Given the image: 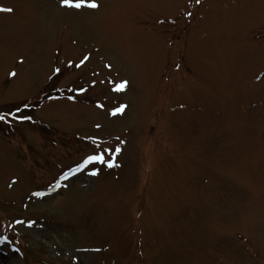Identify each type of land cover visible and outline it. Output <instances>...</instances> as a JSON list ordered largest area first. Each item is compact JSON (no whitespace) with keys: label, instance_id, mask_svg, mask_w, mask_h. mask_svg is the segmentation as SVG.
I'll return each mask as SVG.
<instances>
[{"label":"rangeland","instance_id":"rangeland-1","mask_svg":"<svg viewBox=\"0 0 264 264\" xmlns=\"http://www.w3.org/2000/svg\"><path fill=\"white\" fill-rule=\"evenodd\" d=\"M97 2L0 0V264H264V0Z\"/></svg>","mask_w":264,"mask_h":264},{"label":"snow or ice","instance_id":"snow-or-ice-1","mask_svg":"<svg viewBox=\"0 0 264 264\" xmlns=\"http://www.w3.org/2000/svg\"><path fill=\"white\" fill-rule=\"evenodd\" d=\"M195 2L197 4L201 3V0H195ZM60 4L63 7L66 8H71V9H75V10H82V9H98L100 7L99 3L97 2V0H60ZM14 11L13 8L11 7H4L2 5H0V12L2 13H12ZM189 16H191V13H188ZM174 22V21H173ZM160 23H163V21H160ZM90 59V56L85 55L80 61L79 63L75 64L76 68H80L82 66H84V64ZM73 62H69L68 67L72 66ZM108 67L110 68L111 65H108ZM55 72L57 74H59L61 72V69L58 67L55 69ZM12 76H15L16 73L13 72L11 73ZM129 85V81L127 80H120L117 82H112V90L115 92H123L126 91L127 87ZM79 91L81 92H85L87 91V89L81 88ZM72 99H74L75 97H71ZM183 106V105H181ZM29 107V105L25 104L24 108ZM100 107H104L103 105H100ZM127 105H120L116 108H114L111 111V115L116 116V115H120L123 114L124 110L126 109ZM23 111V109H21L20 107H17L15 111H11L8 113H4V114H0V121L6 122V123H11V120L9 119V117H11L12 119L17 120L18 122H24V121H32V116L30 115H21L20 113ZM97 127H99V125H97ZM120 149L117 148L115 149V152H119ZM106 153L108 157H111L114 153L112 149H107L105 151H98L95 154H90L88 155L86 158H84L80 163H78L76 165V168L73 170H70L71 174H75L77 172H81L84 171L86 169H88V167L91 165L93 166L91 171L88 172V175L90 176H96L99 174L100 169L98 167H95V165H107L109 168L114 167L115 163L114 160L111 158H106ZM69 173H66L64 175V179L68 178ZM59 183V182H58ZM34 195L36 196H42L44 195V193H34ZM19 223V221H18ZM7 241V237H3L0 238V244H4ZM16 251H19L18 249H16ZM95 251L99 252L101 251V249H95Z\"/></svg>","mask_w":264,"mask_h":264}]
</instances>
